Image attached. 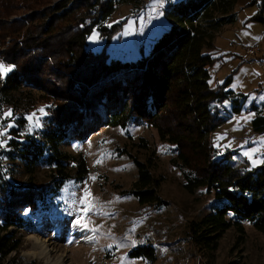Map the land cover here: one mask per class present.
I'll return each instance as SVG.
<instances>
[{
  "label": "rangeland",
  "instance_id": "rangeland-1",
  "mask_svg": "<svg viewBox=\"0 0 264 264\" xmlns=\"http://www.w3.org/2000/svg\"><path fill=\"white\" fill-rule=\"evenodd\" d=\"M56 1L49 0L45 6H52ZM178 1L164 0L163 7L155 11L151 8L153 0L116 1L110 15L87 36L85 48L99 51L105 40L100 36L99 27L123 22L108 45L109 59L135 62L148 53L158 35L175 23L166 13ZM2 3L0 62L11 66L1 53L13 46L17 34L5 27L40 9V5L14 0L10 8L2 9ZM71 3L69 0L62 8L66 9L64 12L72 7L74 3ZM245 13L239 10L234 23H221L212 28L223 15L208 11L202 27L212 48L204 47L201 53H211L215 60L209 68L211 87L223 84L229 77L225 88L246 97L241 111L211 132L214 158L239 151L236 165L254 170L264 165V130L254 132L251 128V120L257 115L251 106L264 114V23L247 21ZM249 47L257 48L254 56L246 53ZM6 74L0 75V86ZM50 79L59 83L55 77ZM5 96L0 92V133H3L0 135V181L47 184L52 181L54 167L42 162L27 167L15 159L19 147L13 140L23 141L40 131L47 121L50 103L58 104L60 100L30 86ZM130 97L131 93L127 92L118 105L129 102ZM99 108L101 118L86 116L78 128L85 130L82 138L73 137L69 128V136L59 145L63 153L73 157L64 162L70 178L53 196L48 195L39 202L37 210H22L31 229L8 228L20 243L19 251L9 255L11 264H51L60 257L65 264H264V235L246 221L240 223L242 230L235 227L225 230L214 250L196 244L189 225L210 212L214 192L205 187L192 191L185 187L187 170L176 160V145L162 138L156 126L146 122L125 127L112 125L110 114L114 111L104 106ZM9 111L11 115L6 116ZM229 112L230 103L226 101L221 105V113ZM174 117L173 108L167 106L156 121L173 125ZM81 158L84 167L78 165ZM138 164L151 179L144 188L137 185ZM139 189H153L157 201L140 202L135 194ZM226 216L233 219L230 213ZM36 239L48 244L47 258L36 255ZM138 247L151 248L153 258L131 256L129 253Z\"/></svg>",
  "mask_w": 264,
  "mask_h": 264
},
{
  "label": "trees",
  "instance_id": "trees-1",
  "mask_svg": "<svg viewBox=\"0 0 264 264\" xmlns=\"http://www.w3.org/2000/svg\"><path fill=\"white\" fill-rule=\"evenodd\" d=\"M0 1L4 3L1 8L7 9L14 0ZM26 1L40 5V9L5 27L17 37L13 46L1 53L12 70L1 82L0 92L5 96L30 86L60 100L58 104L50 103L47 121L40 131L23 141L13 140L19 147L15 159L27 167L46 163L54 167L55 173L47 184L0 181V264H11L9 255L19 251L18 238L15 233H9L8 228L22 230L27 227L22 210H37L39 202L48 195L53 196L70 178L64 162L73 157L59 149L69 136L68 129L71 128L73 137L82 138L85 130L78 128L86 121V116L101 118L100 106L114 111L110 114L112 125L125 127L130 123L146 122L156 126L162 138L176 145V160L187 170L185 187L189 191L205 187L214 192L210 212L189 225L196 244L214 250L225 230L230 227L242 230V221L264 235V165L254 170L244 169L236 165L231 152L214 158L215 147L210 143L211 132L231 115L239 113L246 97L225 88L229 77L221 85H209V68L215 60L211 53H201L204 47L212 48L202 22L208 11L223 15L212 28L234 22L235 14L231 11L235 0L174 3L166 17L175 23L158 35L148 53L135 62L109 59L108 45L123 22L99 27L100 36L105 39L99 51L85 48L87 36L110 15L115 2L128 0H72L71 5L74 4L68 12L62 8L69 0H57L52 6H45L49 0ZM36 20L41 22L35 23ZM252 20L264 23L261 13ZM52 77L59 83L51 81ZM127 92L131 93L130 101L119 106V100L123 101ZM226 101L230 103V112L224 115L221 105ZM167 106L173 108V125L156 121ZM251 110L257 111L251 128L254 132H262L264 114L254 105ZM78 165L84 167L82 158ZM138 168L137 185L144 188L151 179L142 165L138 164ZM135 194L142 203L158 199L153 189H139ZM228 213L232 220L227 218ZM129 254L153 258L149 247H138Z\"/></svg>",
  "mask_w": 264,
  "mask_h": 264
},
{
  "label": "crops",
  "instance_id": "crops-1",
  "mask_svg": "<svg viewBox=\"0 0 264 264\" xmlns=\"http://www.w3.org/2000/svg\"><path fill=\"white\" fill-rule=\"evenodd\" d=\"M181 1V0H180ZM246 11L245 17L248 20H252V17L255 16L257 13H261L264 18V0H235L232 13L235 14V18H237L238 11ZM234 18V19H235ZM236 19L234 20V22ZM233 22V21H232ZM233 22V23H234ZM250 23V22H248ZM231 24V23H229ZM228 24V25H229ZM241 152L237 151L236 154H233V159L237 160V155Z\"/></svg>",
  "mask_w": 264,
  "mask_h": 264
},
{
  "label": "bare ground",
  "instance_id": "bare-ground-1",
  "mask_svg": "<svg viewBox=\"0 0 264 264\" xmlns=\"http://www.w3.org/2000/svg\"><path fill=\"white\" fill-rule=\"evenodd\" d=\"M36 243H37L36 245L38 248V253L36 255L39 256V258H47L50 253L48 244L45 242V240L39 241V239H36ZM51 264H65V262H64V259L60 257L56 259L54 262H52Z\"/></svg>",
  "mask_w": 264,
  "mask_h": 264
},
{
  "label": "snow or ice",
  "instance_id": "snow-or-ice-1",
  "mask_svg": "<svg viewBox=\"0 0 264 264\" xmlns=\"http://www.w3.org/2000/svg\"><path fill=\"white\" fill-rule=\"evenodd\" d=\"M163 3H164V0H153V4L151 5L152 10L155 11L157 7H163ZM11 70H12V66H5L2 62H0V75L6 74L7 72H9ZM40 111L43 112L42 109ZM5 115L6 116L11 115L10 111H9V113H7ZM34 115L35 114H33V116ZM29 119L31 120V119H33V117L30 116ZM38 123L39 122L37 121V125H38ZM0 135H3V133H0ZM0 143H2V142H0Z\"/></svg>",
  "mask_w": 264,
  "mask_h": 264
},
{
  "label": "built area",
  "instance_id": "built-area-1",
  "mask_svg": "<svg viewBox=\"0 0 264 264\" xmlns=\"http://www.w3.org/2000/svg\"><path fill=\"white\" fill-rule=\"evenodd\" d=\"M256 52H257V48L255 47H249L246 49V53L251 56H254ZM260 65H262V62H260Z\"/></svg>",
  "mask_w": 264,
  "mask_h": 264
}]
</instances>
